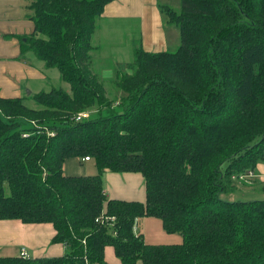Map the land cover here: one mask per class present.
I'll list each match as a JSON object with an SVG mask.
<instances>
[{
  "label": "trees",
  "instance_id": "trees-1",
  "mask_svg": "<svg viewBox=\"0 0 264 264\" xmlns=\"http://www.w3.org/2000/svg\"><path fill=\"white\" fill-rule=\"evenodd\" d=\"M110 1L26 5L35 27L23 49L57 67L71 91L0 93V219L51 221L53 241L67 251L0 255V264H108L107 245L123 264H264V198L224 196L264 154V0L162 5L180 43L137 46L117 71L118 96L93 69ZM86 155L95 173H65L68 157ZM106 170L140 171L145 200L109 196ZM103 211L116 215L114 224L97 220ZM149 215L183 239L147 241L134 225Z\"/></svg>",
  "mask_w": 264,
  "mask_h": 264
},
{
  "label": "crops",
  "instance_id": "crops-1",
  "mask_svg": "<svg viewBox=\"0 0 264 264\" xmlns=\"http://www.w3.org/2000/svg\"><path fill=\"white\" fill-rule=\"evenodd\" d=\"M29 2L30 0H0V93L3 96H27L42 89L48 90L44 83L52 73V68L47 67L43 59L29 54V49L24 50L22 45V41L32 34L35 27L33 19L26 14ZM180 2L181 0H111L105 5L99 22L117 23L121 31L123 25L127 31L131 28L130 23L139 24L141 46L146 50H165L175 30L171 29L169 32L167 17L161 6L167 4L176 8L180 6ZM99 30L98 27L97 31ZM96 33L94 41L98 43L95 40ZM132 48L134 50L136 46L133 45ZM120 52L121 46L118 48V53ZM100 72L105 77L108 73H113L110 67H101ZM85 161H93L96 166L91 158L68 157L64 163L65 173H91ZM255 172L258 175L254 185L264 182V154L257 162ZM105 173L106 179L108 178L105 190L109 196L145 200V177L140 171L106 170ZM140 221L141 217H138L134 230L144 235L142 229L137 227ZM55 233L56 228L51 221L26 222L20 218H2L0 249L7 255H20L21 248L25 246L33 257L61 255L67 251V247L63 242L53 241ZM105 260L108 264H123L113 245L105 247ZM138 264L144 263L139 260Z\"/></svg>",
  "mask_w": 264,
  "mask_h": 264
},
{
  "label": "rangeland",
  "instance_id": "rangeland-1",
  "mask_svg": "<svg viewBox=\"0 0 264 264\" xmlns=\"http://www.w3.org/2000/svg\"><path fill=\"white\" fill-rule=\"evenodd\" d=\"M176 9H180V6H177ZM100 30L97 31L95 40L98 43H101V49L95 50L94 52V62L93 69L100 72L101 67H110L113 73H108V76H101L105 83L106 91L111 96L120 95L121 90L115 80L118 76V70L125 69V63L131 62L135 60V49L133 50L132 46H141V40L139 36H141V32L139 30V24L130 23V29L125 30L124 25L122 27V31L118 29L119 24L114 22L100 21L99 22ZM169 32L175 30V33L171 35V41L168 43L167 49H175L177 45L180 43V34L179 29L176 24L171 23L168 25ZM121 46V52L118 53V48ZM29 54L37 57L35 51L33 49H29ZM38 58V57H37ZM119 61L118 63H116ZM116 63V66L114 64ZM52 73L48 77L47 81L44 83L47 89L51 87H63L68 91H71V83L65 80L57 67H51ZM119 89V90H117ZM116 93V94H115ZM25 102L28 105H35L34 99L27 98ZM87 168L91 171V173H95L97 171V167L94 166L93 161H85ZM253 170V169H251ZM248 172V171H247ZM256 173V172H255ZM258 174L256 173V176ZM108 179V178H107ZM106 173L104 174V185L107 186ZM235 183L237 186L234 189L226 192L224 196L242 200H248L252 198H264V190L258 186L257 184H253V179L247 181H241L239 178H236ZM137 227H140L144 232L145 239L149 242H179L183 239V235L180 231L176 232H168L164 229L162 220L158 216H143L141 217L140 223H137ZM0 255H7L5 252L0 249Z\"/></svg>",
  "mask_w": 264,
  "mask_h": 264
},
{
  "label": "built area",
  "instance_id": "built-area-1",
  "mask_svg": "<svg viewBox=\"0 0 264 264\" xmlns=\"http://www.w3.org/2000/svg\"><path fill=\"white\" fill-rule=\"evenodd\" d=\"M86 114H87V112H81L77 115V118H81V116L86 115ZM84 159H90V156L86 155L84 157ZM254 176H256L255 171L250 169V170H248V172L241 173V174H239V176H236V177L239 178L240 180L247 181V180H250V178H253ZM97 220L101 221V222H109L111 224H114V222L116 220V215L103 211L97 217ZM20 255L23 257H30V253L25 246H23L21 248Z\"/></svg>",
  "mask_w": 264,
  "mask_h": 264
}]
</instances>
